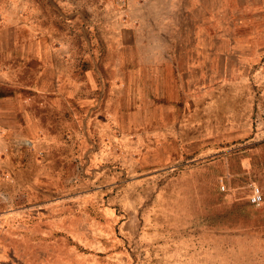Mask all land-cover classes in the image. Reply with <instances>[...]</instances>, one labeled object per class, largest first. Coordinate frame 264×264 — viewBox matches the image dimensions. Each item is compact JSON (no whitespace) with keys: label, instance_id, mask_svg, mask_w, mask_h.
<instances>
[{"label":"rangeland","instance_id":"rangeland-1","mask_svg":"<svg viewBox=\"0 0 264 264\" xmlns=\"http://www.w3.org/2000/svg\"><path fill=\"white\" fill-rule=\"evenodd\" d=\"M143 1L0 0V37L14 56L0 54V264H264V0H237V23L222 32L221 66L194 79L204 126L186 127L188 142L175 145L181 156L167 173L149 162L142 173L134 131L117 121L103 136L75 121L93 126L103 111L83 106L98 98L84 86L92 65L84 60L95 57L100 70L116 65L118 23L126 32L141 26L130 13ZM152 1L157 25L172 21L168 4ZM196 110L182 111L177 123ZM123 137L132 146H122ZM100 149L103 160L94 154ZM104 163L110 169L98 175ZM29 169L40 174L23 186L17 173ZM155 178L164 181L160 190L139 185ZM101 184L100 197L118 201L75 206L73 197ZM48 185L56 201H47ZM65 209L74 229L44 235L55 210L60 218Z\"/></svg>","mask_w":264,"mask_h":264},{"label":"crops","instance_id":"crops-1","mask_svg":"<svg viewBox=\"0 0 264 264\" xmlns=\"http://www.w3.org/2000/svg\"><path fill=\"white\" fill-rule=\"evenodd\" d=\"M159 2L168 4L167 7L170 10L172 21H164V24L157 25V15L151 12L155 10L154 1L148 0L143 1L142 4L140 3L138 10L134 7L133 12L130 13L141 21V26L137 27L134 24L133 29L126 32L124 31L126 25L118 23L120 31H118L116 37L117 55H113L111 59V62H115L116 65H112V67L109 65V68L106 67L107 70H100L98 65L94 63L97 61L95 57L89 56L84 60L92 62L90 68L85 70V76L89 79L84 86L89 87L93 93L98 94V98L83 106L89 110L103 111L92 118L100 120L98 123L93 120L92 122H95L93 126L85 119H75V121L77 123L82 122L85 125H82L84 130L92 129L95 133H101L102 136L107 132L109 134V123L112 121H117L119 129L122 131L126 129L132 130L131 132L134 131L133 135L136 140L133 141V146L130 139L126 137L118 142L122 146H124V143L125 146L127 144L128 146L131 145L134 151L139 154L140 158H138L142 161L138 163L141 164L142 173L146 172V163L149 162L153 167L151 171L164 174L174 164V158L181 156L180 148L176 149L175 145L178 142H188L190 132H187L186 127L188 128L190 125L196 128L204 126L205 122H201V115L199 116L201 101H204V99L198 89L200 84L194 79L205 78L207 69L210 72L213 70V75H215V69L219 68L217 66H221L222 46L224 44L222 32L229 29L235 22L237 23L238 8L236 6H238V1L158 0L156 3ZM147 10L150 11L147 12ZM76 20H73V23H76V27H78L79 21ZM233 21L234 23H232ZM128 22H131V20ZM167 23H170V25ZM149 27H155L153 32L148 31ZM4 38L0 37V42L3 43L0 44V54L5 56V60L13 61L11 59L14 56L11 55L8 46L4 44ZM86 42L88 45L89 40ZM175 45L176 48H174ZM23 58L26 60L25 55ZM35 60L39 61L37 58ZM104 72L112 80H106ZM213 75L210 74L211 83H213V77H211ZM115 79L117 80V86H119L117 89L114 88ZM37 84L41 85V81ZM107 84H109V88ZM194 87H197V89ZM10 99L13 101L12 97ZM189 109H197V112L194 113L191 119L184 117L180 124L177 123L176 119L180 117L182 111ZM129 110L130 112L127 113ZM77 115V113L74 114V116ZM176 126L177 128H175ZM80 138L83 139L82 143L86 141V135L80 136ZM49 139L44 142L50 143L51 139ZM25 140L29 139L19 141H22L23 144ZM19 141L16 138V142L19 143ZM11 143V147H15L14 136ZM35 144L37 146V141H35ZM103 152V149H100L94 154L103 160L102 158L106 156ZM108 165L106 163L102 167L100 165L101 171L98 172V175H100V172L107 173L106 171L110 169ZM10 168L13 171V166ZM90 168L89 165L85 164L83 171H90ZM132 170L128 169L129 172H133ZM41 172L47 175L48 178L50 173L48 170ZM38 174L40 173H36L33 169L25 170L24 173H17V180H19V184L29 186ZM84 174L87 175V173ZM43 180L46 183L44 178ZM144 184L153 190H160L164 181L156 178L151 182L144 179L139 181L140 186ZM8 186L6 185V187ZM47 192L48 197H46L52 198V200L47 201H54L55 198L53 200L51 193L57 194L58 191L48 185ZM100 192L104 194L102 184L95 191L85 194L82 198H80L81 196L73 197L75 206L83 208L90 201H95L98 206H100L98 201H118L113 196H109L111 199L109 197L104 199L100 197ZM160 196H156L155 201H162ZM144 199L145 197L141 195L137 201H143ZM65 210L67 212L64 211V217L60 218L58 217L60 216L59 211L55 210L58 213L49 218L48 223L51 227L43 233L44 235H49L57 227L66 230L74 229L73 223H76L73 220L74 215L71 213L72 217H69L68 210ZM103 217L106 221L115 222L111 213ZM54 219L61 220V224H58L59 220L54 221Z\"/></svg>","mask_w":264,"mask_h":264},{"label":"built area","instance_id":"built-area-1","mask_svg":"<svg viewBox=\"0 0 264 264\" xmlns=\"http://www.w3.org/2000/svg\"><path fill=\"white\" fill-rule=\"evenodd\" d=\"M255 200L257 202H261L263 200V196H262V193L260 192L259 189H256L255 190Z\"/></svg>","mask_w":264,"mask_h":264},{"label":"bare ground","instance_id":"bare-ground-1","mask_svg":"<svg viewBox=\"0 0 264 264\" xmlns=\"http://www.w3.org/2000/svg\"><path fill=\"white\" fill-rule=\"evenodd\" d=\"M262 49V48H261Z\"/></svg>","mask_w":264,"mask_h":264}]
</instances>
